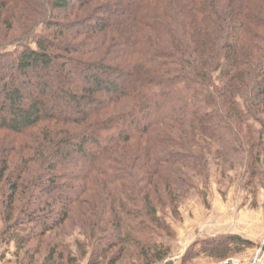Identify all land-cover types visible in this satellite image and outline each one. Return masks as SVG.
<instances>
[{
    "label": "trees",
    "instance_id": "16d2710c",
    "mask_svg": "<svg viewBox=\"0 0 264 264\" xmlns=\"http://www.w3.org/2000/svg\"><path fill=\"white\" fill-rule=\"evenodd\" d=\"M263 137L264 0H0L1 242L78 226L92 264L161 263L166 209L210 161L246 156L251 183ZM55 240L46 262L76 263ZM204 244L220 260L254 246Z\"/></svg>",
    "mask_w": 264,
    "mask_h": 264
},
{
    "label": "rangeland",
    "instance_id": "374dc122",
    "mask_svg": "<svg viewBox=\"0 0 264 264\" xmlns=\"http://www.w3.org/2000/svg\"><path fill=\"white\" fill-rule=\"evenodd\" d=\"M261 139L258 163L261 174L252 177L251 183L248 182L251 175L246 156L238 155L239 163L236 162L233 168L210 161L208 182L198 181L196 188L180 202L178 215L173 216L171 210L166 209L173 238L169 256L158 264H264V137ZM64 233L60 237L58 234L48 236L42 242H31L23 249H18L14 243L0 241V264H48V244L54 243L56 237L57 240H65L69 246L65 253L62 252L64 258L60 257L61 260L67 259L71 252L77 259L74 264L97 262L98 251L91 256L94 250L91 248L83 255L76 244L77 240L84 241L86 238L81 228L72 227ZM224 235H238L254 246L238 250L233 248L237 252L226 260L211 257L202 251L206 240ZM93 242L97 243L96 240ZM115 251L106 253L98 263L110 264L113 259H119L113 255ZM137 256L136 253L135 256L124 257L117 264H139Z\"/></svg>",
    "mask_w": 264,
    "mask_h": 264
}]
</instances>
